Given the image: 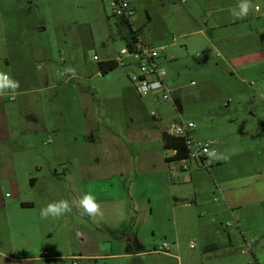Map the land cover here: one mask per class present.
I'll list each match as a JSON object with an SVG mask.
<instances>
[{
	"label": "rangeland",
	"instance_id": "obj_1",
	"mask_svg": "<svg viewBox=\"0 0 264 264\" xmlns=\"http://www.w3.org/2000/svg\"><path fill=\"white\" fill-rule=\"evenodd\" d=\"M127 1L136 9L131 20L140 30L139 39L165 46L166 84L180 97V110L172 101L161 102L159 92L142 96V107L128 79L134 74L130 68L98 71L93 57L109 58L123 45L108 0H0V72L20 84L14 95L6 90L0 96V252L13 258H55L23 259L20 264H72L70 256L90 252L97 256L77 264H177V259L184 262L199 254L197 213L192 220L173 221L168 197L156 201L153 196L150 202L137 201L141 211L131 223L124 219L133 205L126 200V187L122 201L106 203L101 201L106 195L99 192L111 191L106 182L82 184L64 171L68 167L72 172L74 162L89 158L90 141L83 133L86 107L98 115L102 128L124 142L132 115L134 140L128 146L135 154L147 151L146 135L151 138L149 149L162 148V128L174 120L194 123V138L216 142V156L225 158L222 166L210 165L213 157L201 170L190 168L189 162L172 164L188 166L183 173L178 170L183 179L174 182L173 189L177 204L188 202L190 208L179 209L176 216L195 210L190 198L194 188L218 200L211 194L214 181L240 172V163L255 159L253 168L264 170V0H250L253 7L244 19H235L230 11H239L242 0ZM212 21L220 25L213 29ZM194 30L203 34L189 33ZM227 31L238 36L231 45ZM231 48L253 64L233 71L226 60ZM68 67L75 69V77L64 71ZM40 87L47 89L39 91ZM12 96L14 102L8 100ZM34 111L41 116H32ZM151 113L160 118L157 127ZM147 118L151 130L145 128ZM139 121L145 122L142 127ZM36 124L50 132L36 134ZM32 178L37 181L33 186ZM162 180L161 174L142 177L130 192H142L146 181L150 190L159 189ZM81 187L96 197L102 219L80 215L82 209L76 205L85 195ZM60 200L68 201L72 211L42 219L41 210ZM258 204L264 207V200ZM230 224L237 246L245 248L235 224ZM248 258L253 261L249 254Z\"/></svg>",
	"mask_w": 264,
	"mask_h": 264
},
{
	"label": "crops",
	"instance_id": "obj_2",
	"mask_svg": "<svg viewBox=\"0 0 264 264\" xmlns=\"http://www.w3.org/2000/svg\"><path fill=\"white\" fill-rule=\"evenodd\" d=\"M134 10L136 11L135 7ZM212 22L213 29L220 25L217 22ZM235 22L236 21L231 20L230 24H235ZM130 23L134 28L138 29V27L134 26L132 20H130ZM189 33H198L202 35L203 31L194 30ZM237 33L241 34V32ZM226 34V39L230 45L232 42H235L232 40L237 39L238 37L236 33H233V31H227ZM206 41L211 42L212 40L209 41L206 39ZM213 47L217 49L215 44ZM227 53V64L231 67V69H234L233 71L238 70L239 72H242L247 69L248 66L253 64L243 61L245 55H234V48H231ZM109 58L99 60V62L106 61ZM64 84L66 83H63V85ZM50 87L55 88L56 86L53 84ZM44 89L47 88H38L39 91ZM134 94L140 100V105L144 107L145 103L142 96H138L135 92ZM176 97L180 101V97L178 95H176ZM90 105H92L91 101ZM251 115L253 114L251 113ZM32 116L41 115H38V113L34 111ZM96 116L98 115L95 114L92 108L86 107L83 120V133L86 139L90 141L91 148L89 149V158L87 160L83 159L79 162H74L72 172H70L71 169L65 167L64 171H66L67 174H73L74 178L79 180L80 183L82 182V184L87 181L106 182L107 187H109L111 191L109 192L107 189L99 191L100 193L102 192L101 194L103 197H105L104 194L106 195V197L101 200L103 202L106 201V203L122 201L123 195L121 190L122 187H126V200L128 203H132L133 205L130 208V216H125L124 219L129 220L131 223L135 222V220L139 218L138 215L141 211L139 208L140 206L137 205V201L142 202L149 200L150 202L151 197L153 196L156 201L160 198L166 200V197H168V200H170L172 210L171 218L173 221H178V219L183 221L192 220L193 213H197L202 239L199 254L189 257L190 259H185L184 262L177 259V264H203V262H207L208 264H264V207L258 204L264 200V170L257 171L253 168L252 165H256L257 160L250 159L249 162L240 163L238 166V170H240V172L222 176L217 181H214V187L211 194L217 196L218 200L216 198L208 199V196L205 197L199 188H194L190 198L194 201L195 210H189L186 211V213L180 212L178 213V216H176V212L179 209L182 210L184 208H190L188 202H184L181 205L177 204L176 198L178 193L173 189V183L181 182L183 179L182 173L184 172V165L181 164L179 167H175L172 164H175L177 161H165V157L172 156L173 152H171V155L166 154L162 146L161 136L160 142L162 148L158 149L157 147L155 150L149 149L151 138L150 135H146L147 138H144L143 141L146 142L147 140V151H141L135 154L128 146L133 143L134 140L130 133L135 127L134 118L130 117L132 115L129 116V124L126 125L124 129L125 138L128 142H124L115 132L102 128V126L99 125ZM149 118H151L154 123V127H157L155 123L160 120V118L158 117L157 119L156 117H152L151 114ZM149 118H147V127H145L147 130H151L153 127L149 123ZM142 123L144 124L145 122L140 123L139 121L138 127H142ZM21 126L24 127V130L27 129L26 124L22 123ZM34 128L36 134L47 131L50 132L48 127L41 124H36ZM165 128H162V131H164ZM224 159L225 158H216L209 164L222 166L225 162ZM208 160L206 161V167H201L200 165L193 163L188 166L190 168L193 166L192 168L201 170L202 168L210 166L208 164ZM246 164L248 165L246 166ZM172 168H174L177 172L179 170L182 173L178 172L174 175ZM48 171L51 176H55V170L51 172L49 169ZM153 174H161L163 177L162 183L159 185V189L150 190L148 186L149 183L147 184L146 181L143 182L142 192L139 194L130 192L132 185L138 179H141L142 177H149ZM189 177L191 179L190 174ZM36 183V179L32 178L31 185L33 186ZM81 194H85L82 187ZM151 212L152 210H150V213ZM230 222L235 224V228L239 231L243 239L245 248L237 246L238 238L234 237L232 232L228 230V228H231L232 226ZM226 224H229V226L226 227ZM221 230L225 232L226 237L222 235ZM163 250L166 253L168 251H165V249ZM130 254L131 253H127V255ZM248 254L252 257V262H250ZM96 256V254L90 252L86 254H79L78 256H70V259L76 257L77 261L91 260ZM23 259L50 261L55 258L49 256L13 258L0 252V264H20Z\"/></svg>",
	"mask_w": 264,
	"mask_h": 264
},
{
	"label": "built area",
	"instance_id": "obj_3",
	"mask_svg": "<svg viewBox=\"0 0 264 264\" xmlns=\"http://www.w3.org/2000/svg\"><path fill=\"white\" fill-rule=\"evenodd\" d=\"M111 16L115 19H124L130 21L135 10L127 0H108ZM93 59L99 62V59L94 56ZM165 58V46H153L142 42L139 38L133 43L126 45L115 51L108 59L113 61L118 67H127L134 70V74L129 75L133 91L138 96H146L149 94L160 93V101H174L175 92L170 89L165 83L166 71L162 64V59ZM14 101V97L8 99ZM155 117L154 113H151ZM190 121L174 120L166 126L164 132L169 137L182 139L184 146L187 149V159L183 162L190 164H198L201 167H206V161L210 158L208 153L215 152L216 142L211 139L198 140L193 136L194 127ZM175 151L173 152V154ZM187 166H183L185 168ZM226 227L229 224L225 225ZM190 247L194 245L189 244ZM166 249V246H163ZM72 264H77L76 257H73Z\"/></svg>",
	"mask_w": 264,
	"mask_h": 264
},
{
	"label": "clouds",
	"instance_id": "obj_4",
	"mask_svg": "<svg viewBox=\"0 0 264 264\" xmlns=\"http://www.w3.org/2000/svg\"><path fill=\"white\" fill-rule=\"evenodd\" d=\"M238 7L239 11H237L236 9H230V11L235 19H244L248 15L253 5L251 4L250 0H242ZM93 59H95V57H93ZM64 71L66 73H71L72 77L76 76L74 68L68 67ZM19 87L20 84L18 80L13 79L8 73L0 72V96L5 95L6 90H10V92H8L7 94L14 95ZM191 126L195 127V124L193 123L191 124ZM208 155L217 159L223 158L217 157L215 152H210L208 153ZM76 207L78 209H82V211L80 212L81 216H88L93 220H96L97 218H103L101 206L97 202L96 197L91 194H85L82 198H80ZM71 211L72 206L69 204V202L66 200H60L58 202L50 203L46 208L42 209L41 218L47 219L49 216L58 218Z\"/></svg>",
	"mask_w": 264,
	"mask_h": 264
},
{
	"label": "trees",
	"instance_id": "obj_5",
	"mask_svg": "<svg viewBox=\"0 0 264 264\" xmlns=\"http://www.w3.org/2000/svg\"><path fill=\"white\" fill-rule=\"evenodd\" d=\"M116 25L118 26L119 37L123 44L129 45L139 38L140 30L134 28L130 21L124 19H116ZM97 68L100 74H106L114 70L115 68H118V66L113 61L106 60L97 62ZM173 104L177 108V110L181 109V104L177 97L174 98ZM161 141L165 152L175 151L172 156L165 157L166 162H180L187 159V149L184 146L182 139L169 137L165 134L164 131H162Z\"/></svg>",
	"mask_w": 264,
	"mask_h": 264
}]
</instances>
